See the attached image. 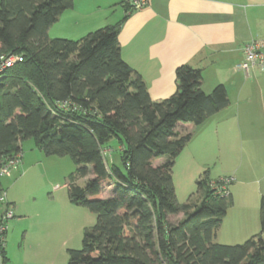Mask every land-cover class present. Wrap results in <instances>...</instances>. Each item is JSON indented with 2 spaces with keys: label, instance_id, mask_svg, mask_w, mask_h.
Returning <instances> with one entry per match:
<instances>
[{
  "label": "trees",
  "instance_id": "obj_1",
  "mask_svg": "<svg viewBox=\"0 0 264 264\" xmlns=\"http://www.w3.org/2000/svg\"><path fill=\"white\" fill-rule=\"evenodd\" d=\"M73 2L0 0V55L21 56L0 74V160L22 152L27 138L46 155L70 156L76 165L70 199L96 214L67 264H264V195L260 231L229 245L216 237L230 192L220 194L207 171L186 201H177L174 190L175 159L192 137L176 124H201L228 106L225 85L205 92L200 69L183 64L176 91L153 100L121 57L118 24L78 39L48 36ZM113 137L124 142L122 168L105 161L102 145ZM89 174L84 185L76 183ZM178 213L184 216L166 221Z\"/></svg>",
  "mask_w": 264,
  "mask_h": 264
},
{
  "label": "crops",
  "instance_id": "obj_2",
  "mask_svg": "<svg viewBox=\"0 0 264 264\" xmlns=\"http://www.w3.org/2000/svg\"><path fill=\"white\" fill-rule=\"evenodd\" d=\"M128 1L74 0L73 6L49 27L48 36L78 39L99 27L118 24L121 57L141 76L153 100L165 99L176 91L175 71L183 64L200 69L205 92L216 84L225 85L228 106L196 126L190 122L176 124L179 132L192 131V137L176 157L173 173L176 176L182 170L195 182L203 171H207L211 181L231 178L228 189L232 200L216 241L241 244L260 231L264 139L254 140L252 127H229L226 121L217 127V123L223 112L229 114L232 101H237L238 113H245L240 107L245 105L248 109L254 90L264 100V67L252 66L247 74L235 69L244 57L243 46L251 40L264 39V0H147L145 6L137 9L130 7ZM217 143L221 145L218 152L222 148L223 155L236 149L243 166L239 162L213 178L209 169H204L209 159L201 148ZM176 216L177 221L184 215ZM22 217L13 221L11 228L20 224ZM36 226L25 228L23 251L10 258L11 264H53L50 232ZM6 239L8 243V230Z\"/></svg>",
  "mask_w": 264,
  "mask_h": 264
},
{
  "label": "rangeland",
  "instance_id": "obj_3",
  "mask_svg": "<svg viewBox=\"0 0 264 264\" xmlns=\"http://www.w3.org/2000/svg\"><path fill=\"white\" fill-rule=\"evenodd\" d=\"M251 95L253 99L248 109L244 108L245 105L240 107V110L246 111L245 113H238L239 111L235 109L237 101H232L229 114L223 112L219 116L221 119L217 127L223 126L225 121L230 123L229 127H252L254 140L264 139V100L255 90ZM121 141L113 137L102 145L103 149L109 151L104 154L109 166L113 164L123 167L124 142ZM194 145L200 148L199 144ZM220 147L221 145L218 146L217 143L201 148L202 151L206 150L209 159L204 169L208 168L213 178L219 176L228 167L238 165L239 162L243 166L236 149H229V154L223 155L222 148L218 152ZM21 150L22 158L19 163L11 166L7 174L0 176V193L5 192V199L14 213L7 223L8 243L7 239L3 242L5 257L8 259L6 264H11L10 258L22 253L23 232L30 224L40 225L43 230L50 232V246L53 247V251L50 248L49 253L53 255L50 256L53 264H67L69 249L81 247L83 232L95 225L96 214L83 205L73 203L70 199L68 184L76 170V165L70 156L46 155L35 146L32 138L21 142ZM184 161L186 166V158ZM155 162L159 163L161 160L157 159ZM90 177L92 174L79 177L76 183L84 185ZM172 177L177 201L184 202L190 195L196 194V182L192 176L187 177L181 170L176 176L172 173ZM111 188L109 184L104 186V196L109 195ZM5 208V203L0 201V211L4 212ZM15 208L18 211H14ZM176 215H168L166 221L176 222ZM20 217H22L20 224L14 229L11 228L13 221Z\"/></svg>",
  "mask_w": 264,
  "mask_h": 264
},
{
  "label": "built area",
  "instance_id": "obj_4",
  "mask_svg": "<svg viewBox=\"0 0 264 264\" xmlns=\"http://www.w3.org/2000/svg\"><path fill=\"white\" fill-rule=\"evenodd\" d=\"M128 4L130 7L137 9L145 6L147 0H129ZM243 59L235 65V69L242 70L246 74L252 66H258L259 68L264 67V39L251 40L243 46ZM21 56L18 55H0V74L4 68L11 66L14 62L20 61ZM104 154L109 152L107 149L103 150ZM22 158V152H16L11 157L5 160H0V176H3L9 172L11 166L18 164ZM219 185L214 181L211 182V185H214L218 188V192L222 195H228L229 189L228 185L231 182L230 177L219 178ZM5 192L0 193V201L5 203L6 210L0 214V242L4 241V236L7 230V223L10 218H12L13 212L10 209L9 203L5 199Z\"/></svg>",
  "mask_w": 264,
  "mask_h": 264
}]
</instances>
